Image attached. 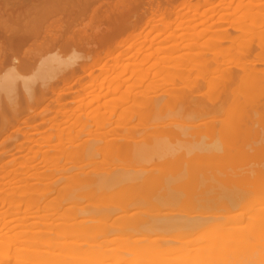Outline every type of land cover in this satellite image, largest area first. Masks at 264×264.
<instances>
[{
	"label": "bare ground",
	"instance_id": "6f19581e",
	"mask_svg": "<svg viewBox=\"0 0 264 264\" xmlns=\"http://www.w3.org/2000/svg\"><path fill=\"white\" fill-rule=\"evenodd\" d=\"M0 1L3 3L2 0ZM4 1H5L4 5L1 4L0 6V100L2 101L3 97H5L4 99L7 102V104H6V107L3 108L2 107L3 105H1L0 103V124H2V126L7 125V127L8 125L10 126V122L11 123L14 122L13 124H15L16 126L17 124L19 125L20 123L25 125L24 127L18 126V128L16 129H11L9 127L10 130L8 131H9L10 136L8 138L12 139L14 138L13 137L14 135L15 136L16 135H21V136L43 135L46 133V131L40 130L39 128L42 126L44 127V125L49 126L50 122L51 123L54 122L53 125L50 127L49 131L54 130V132L56 131L57 135H60L59 137H62L64 136L62 135L64 133L63 131L68 128L69 132L68 131L67 132L69 135L67 134L66 131H65V134L68 135L67 141L70 140L68 142L72 143L76 138L75 137L73 140V137H71L73 133L72 131L76 129L78 131V127L75 128L76 125L78 126V123H82V121L87 119V122H84L85 124L82 123L84 124L83 128L85 129L84 130L80 129L81 131L79 130L76 133L82 134V132L84 131L85 135L89 133L92 134L94 130L91 131L92 129L90 130L88 128V125L89 127H92L94 125V127H97V130H101L102 125L104 124L108 125L109 123H111V125H113L114 120L112 121V119L115 117L116 114H118V113L115 114L116 108L114 109V111H111V113L109 112L110 115H106L107 113H101L102 106L101 105L99 106V104L102 102L104 98H106V96L112 93L114 94V93L119 92L121 89L120 87H122L120 85L118 87L117 85L118 88H115L116 86H114V84L116 83L114 81H116L118 78L111 81L109 83L110 85L106 87L105 82L108 77L106 78V80L104 77L110 71V69H108L107 67H109L108 65H109L110 59L111 61L113 60L115 61L117 59L116 62L120 60L121 56H119V54H118L119 57L117 56L113 59L112 57L114 56L115 53L117 52L119 53V51L128 42L132 43V48H133V46H135L137 42L141 40L140 38L137 41L135 35L132 37L133 35L132 32L128 35L126 39H123V40L118 39L119 36L126 32H130L133 30L135 31V28H137L138 30L140 28L139 26L143 23L144 24L143 26L145 28H149V27L152 28L151 29L152 31L150 30L148 31L147 34L145 35L143 34L144 36L142 35L143 42L144 41L147 42V39H149L148 35L152 34V32H155L156 30H157L156 32H158L159 26L162 27V25L163 26L166 25L164 26L166 28L167 25H170L171 21L168 22V20H170L168 19L170 18L168 16H170V14L173 12L174 13L177 12V9L180 8L181 5L183 4L185 5V3H187L186 5L191 6V9L200 8L202 4L204 3L208 4V2L210 3L211 0L210 1L209 0H148L150 1V3L147 4L149 6V12L145 8L146 3H148L146 2V0H119L117 2L110 0L112 1V3H108L107 5L103 4V5H100L99 7H96V4L98 5L104 0H41V5H36L33 7L19 8L17 5H15L17 8L20 9L16 11L14 10L16 7L15 8L8 7V6H12L9 3H6L8 0L7 1L4 0ZM250 3L251 5H253V7L259 8L260 12H262L263 10L262 16L259 14L260 18H258V20L253 19L255 22L257 21L258 23L259 21H263L258 24L262 26V24L264 23V3L263 4L259 3L260 5L257 4L259 6H256V4H253L254 2L253 3L250 2ZM239 5H241L240 7L242 8L244 7L243 3ZM184 8L185 7H183L182 10H184ZM260 8L261 9L263 8V9L261 10ZM191 9H189V11ZM179 11L181 10L179 9ZM229 19L230 18H228L227 21H229ZM220 20L223 21L222 18H220ZM220 20L219 22H221ZM252 23L254 24V22ZM252 23L250 24L252 25ZM231 24L232 26H235V24H233L232 22ZM171 26L172 25L168 27L171 28ZM241 27L242 25L239 26L238 29L241 30ZM228 28L227 29L225 28L226 30H222V31L223 32L227 31V33L230 36L226 34L225 32L226 37L224 36L223 38L222 36V38H219L220 40L217 39L219 36L216 37L217 40L214 39V41L216 40L217 42H215L214 44L212 56L209 57L208 55L209 58L208 57L204 58L206 60L203 59L205 62H203L202 64L204 63L206 64V65L205 64L203 65V66H206L204 67L206 69H203V70H207L205 72L207 74L204 73L207 76L200 75L199 77H197L198 76L197 75L195 76L197 78L194 77L195 78L194 80H188L187 82V79L189 78L183 76L184 72H182L183 74L182 73L177 74L179 76H174V74H172L173 75V77L171 76L172 81H170V79L168 80L170 81V83L173 82L171 84L172 86L169 84V82L167 84V80L162 79L161 83L157 82V84L160 83L159 84L160 87L162 85L161 88H164L165 86L167 87L169 85L171 87H174L173 84L176 82L179 83L178 84L179 86L182 85L183 87L180 88L176 84L180 89H178V87H176L175 89L174 87L173 88L174 90H172L171 88L170 90H172V92L171 91L169 92L167 90L169 92L167 93L169 95L170 94L172 95L169 97L167 96V98L169 99L173 97L172 99H169V100H172L174 105L176 104L175 106H178L177 104H181L182 107L184 106L183 108L181 107L182 110L179 109L180 111H183V109L187 106L186 110H184L185 113L179 112V113H184V114H181L182 116L187 115L184 118L187 119V117L189 116L192 119L195 118V119H200L202 121L204 120L205 122L202 124L203 125L202 126L201 122H198V120L194 119L198 124L200 123L202 128L207 127V130L208 128L210 129L214 128V131L216 130L217 133L215 132V134L212 135L207 130L204 132V130L202 131V128H200L198 124L197 126H194V125L193 126L195 129H198L199 131L193 130L192 132L191 130H185L186 125L181 126L184 128H179L180 126L177 124H179L181 121L177 123L179 120H177V118H174V115L171 114L172 115L171 116L170 114L169 115L165 114L167 112L162 113L163 110L165 111L164 109L165 107L162 104L163 108H161L160 107L161 105H160L159 106L160 108L158 109L160 114L158 112L159 115H157V112H155V115L160 117L158 118L160 120H163L161 119L163 114L170 116V118L172 117L176 119V120L174 119L172 120L177 121L176 122L177 124L176 123L173 124V122H171L172 121L171 119H167V120H171L170 122L177 129L175 128L166 129L171 126V123L168 124V127H166L167 124L166 126L165 124H162V123H166V119H164L165 121L163 120V122L159 120L160 122H162L161 123L162 125L160 126V128H163V129L162 130L160 128H157V129L161 131H158L156 129L154 130L155 127L153 129L152 128L148 129V127H145V129H141V128L138 129L133 126L134 128L132 129L126 128L128 130H125L124 132L121 130L118 131L119 132V133L117 132L118 134L109 131L108 134L107 133L104 134V136L106 134L108 135L106 136L107 138L106 137L104 138L105 140L107 139L108 140L107 141L101 140L102 142L104 141V143L106 142V144L103 143V147L102 146H101L102 148L100 147L99 152L103 154L105 153V156L110 154L112 157L118 159L117 161L121 160L124 162L130 161L131 159L134 160L135 158L139 159L142 156L143 158H147L149 156L151 157L154 155V157L158 156L164 159L167 158V160L164 161V164H162L163 162H161L163 166L158 165L160 167L156 170L158 171L160 169L161 171V166H162V172L165 171L166 173H168V172H171V170H174V172H171L173 173V175L171 174L173 177L168 174V179L167 181H165L166 183H164L163 182L165 180L164 178H166L167 175L163 177L161 176V173H162L161 172L159 176L157 174L156 176L154 172H157V171L151 170V168H150V171H148L145 169L146 167L143 166L144 169L139 170L138 168V170H135L136 164H133L135 165L133 167L134 169H129V168L122 169V168L113 167V169L110 171L109 174L103 175L96 180L95 179L88 180V183H86V185L97 187L98 189H101V190L103 189L106 191L108 189L115 190V189H119L120 187L131 186L135 188L134 189L135 191L137 190L138 191L140 190V191L138 194H134L132 196L130 195L129 198H125V197H124L125 199L122 198L123 200L120 198L121 196L120 197L119 195L116 196V194H114L116 197L114 195L113 196L111 195L110 197L105 196L104 201H102L103 199L102 197L100 198L99 202L97 201L96 206H98V203H101V205L102 206L104 205V207L106 208V211L109 209L107 206H110V205L111 206L113 205V207L117 205L118 206V207L116 206L117 208H121L125 211H127L128 208H132L135 206L136 207L143 206V204L152 205L158 208L160 206L167 207V205L170 206L171 204L173 205L176 202H177L176 204H178L179 201L182 202V199L184 197H188L187 199L190 200L189 205L191 206V203H192V207L195 208V211L197 210L196 208L198 209L200 208L205 211V213H203L201 210V212L199 213L200 211L199 209L198 211H196L198 212V214L196 213L197 215H195L194 213L195 211L192 210L194 208H192L190 212L187 210L188 212H186V214L194 213V215H186V214H180V213L178 214L176 213L162 214L161 213V215L156 214L157 216L156 215L155 216L153 215V217L151 216V218L153 219H150V218L147 219L143 217H142L143 219H140L141 215H139L140 218L137 217L136 214H139L137 212L129 216L132 218V216H134L135 214L133 218L137 217L139 220L132 218V221L130 220L129 216L127 217L128 214H125L122 217L124 218L123 220L125 221L127 217L128 219H126V221L130 220L131 222L127 221L126 224H128V222L129 224L122 226L124 230H126L129 233H134V234L136 233L138 234L139 233L141 234L155 233L157 231H160V233H163V232L180 233L183 231L184 233H180L181 237L179 235L180 239L182 238L183 240L184 238H192L197 235L198 237L196 238V240H194L193 242L191 241L189 245L191 243L199 244L201 241H203V239L209 240L210 238H213L214 236L217 237L221 235L220 236L221 238L220 237L217 238V239H220L219 242L210 241L209 243L202 245V246H198L197 244V246L196 245L189 246L182 250L176 249L174 253H176L177 255L178 254L180 255L179 257H175V259L170 257L171 256L170 253L168 252L166 253L167 250L165 247L162 248L165 251L162 250L161 253L157 251L161 249V247L160 248L157 247L158 249L155 248L157 250L150 249L147 247H142L140 248V250H137L134 256L144 259V263L149 262L152 256L159 253L162 256L161 259L159 257L153 262L151 260L153 264H169V262L171 261L176 262V264H179V263H182V264H264V162H262L264 160L261 159L262 157H264V154L263 156L262 155L260 156L261 157L260 163L259 161L256 163L258 166L256 167V165H253L256 162L255 160L254 162L251 161V163H253L252 164L253 166H251L250 169H248L249 167L246 168L248 170L242 169L240 171L238 170V168H236L235 165L233 166L229 164L232 162L235 164V162L232 159V157H235V156H233L232 153H234V155L235 153L239 155L241 154L240 156H238L240 158L241 156L245 157L243 156V154L244 155L248 154V156L249 155L253 156L252 154H254L253 158H251L250 156L251 160L254 159V157H257V155L255 156V154L257 153H253V152L261 151V153H264V147H262L264 146L263 143H262L263 145L254 144V146H252L253 144H249L250 146L249 147V146H246L247 145L246 139L244 140L243 138H241V136H243L244 133L246 134L249 133L250 135L251 133H254L253 131H255L254 135H256L257 130L259 131V129L258 128L256 129V127H259V126H262L263 127L262 131H264V32H263L264 29L263 31H258L259 33L260 32L262 33L254 35L256 38L254 39L251 38V40L250 39L247 41L243 40L240 42L239 40L240 36L238 35L239 37L238 36L236 37V35L234 36L231 35L232 33L228 32L231 26L229 29ZM254 28L252 29L254 30ZM236 29H233V30H236ZM252 29L250 31H252ZM161 30L163 32L166 29L165 30L160 29V33H162ZM248 31L249 30L246 31V28H245L244 30L245 37H243L244 39H246V37L248 36L246 35L247 34L246 32ZM236 32H238V30ZM160 33L156 35L157 38L155 39H158V37L161 36ZM220 35H223V34H220ZM137 38H138V34H137ZM146 42H144V44ZM226 42L228 43V46H224V44H227ZM211 44H213V42ZM111 46H114L115 48L113 50H110ZM93 48L99 51L96 53V56H97L96 58L92 57ZM210 51L212 50L210 49ZM215 52H218L219 54L214 55ZM64 54L69 55V56L64 57ZM205 54L206 53H204L203 55L201 54L202 58L204 56H207ZM224 54H229L230 57H232L231 55L235 56L234 58L232 57L236 61L235 63H233V66H231V63L234 60H230V57L224 56ZM194 55H195L194 59H196V54L194 53ZM216 55H218V57L221 55L222 58H226L225 61L228 58L229 59L226 62L225 61L221 62L222 60L220 58L221 56L219 57L220 58L219 59L220 61H219ZM42 58L43 60H41ZM120 61L118 64L115 63L116 65L113 64L115 65L114 66L115 68H113L114 70H111V71L114 72L116 69H118L116 67L121 66L120 63H122L123 61L121 62ZM193 61H196V60H192V62ZM165 64L167 63H164V66ZM202 64H200L201 67H202ZM131 65H129V67ZM129 67H127V69ZM78 68H80L79 70L83 71L84 77L81 80L76 81V78L79 75L78 72H80ZM168 68L167 70H169ZM34 69H37V71H35L36 73L31 76L28 75L29 72H32V70ZM163 69L166 71L165 67ZM193 69L194 67L192 69L190 68L191 71L189 73H194L192 72ZM162 70H160V75H161ZM162 73H165V72L163 71ZM197 73H199V71ZM103 78L105 81H102ZM163 81H165L166 84H164L165 82ZM60 84H63L62 86L63 88L61 90L58 89ZM77 85L81 86L82 89H79V90L77 89L73 91L72 87H76ZM155 87H158V86H154L153 88ZM104 90H107V91L104 93ZM149 90H150L149 93L150 92L152 93L151 91L152 89H149ZM204 90H207L206 93H204ZM127 93H129L130 95V93L132 92L127 91ZM167 93L165 95H167ZM137 94L138 93H135L134 94L135 96L133 95L134 101H135V97ZM54 96L56 98H53ZM69 97H71L72 99H70ZM87 98H89L90 100H87ZM164 98L166 99V97ZM124 99L125 100L127 99V102L124 101L123 104L125 103V105H127L126 103H128V101H130L131 98L129 99V96H127V98H124ZM168 99L166 100L168 101ZM136 100H138V97ZM144 100L145 102H143ZM144 100L142 101L143 103H141L140 105L138 104L139 105L138 111L141 110V112L138 113L137 111L134 110L135 112L140 114L139 116H141L140 117L141 120L142 118H144L143 116H146L144 115V113L147 109L149 108L153 109V111L152 109L151 110L149 109V111L147 110L148 112L155 111L154 110L155 106L153 107V105H155L156 102L153 103L154 101L153 98L152 99L150 98L149 100H146L145 98ZM119 101H122V99ZM117 103L115 105H117ZM164 103L166 107L169 105V102H164ZM95 104L96 105L98 104L97 105L98 108L94 107V109H97V110L92 111L95 113L92 114L90 112L89 113L90 115L82 114L83 112L79 113L81 112L80 111L81 109L83 111L84 109L87 110L86 108L88 107L91 108ZM44 105L46 106V108L44 110L39 111L40 108ZM72 105L74 106L77 105V107L76 106L74 107ZM122 107L123 106H121V108ZM136 107L138 106L136 105ZM170 107L168 106V108ZM8 111L11 114L10 117L7 115ZM30 112L33 114V116L31 118H26L28 113ZM54 112L56 113V116L54 118L43 121L40 124H35L37 118H42L45 114L54 113ZM129 114H130V111L123 107V112H121V114H118V115L125 118L126 116H129ZM155 115H153L154 118H152L151 122L153 121V119L154 120L156 119L155 117L157 116ZM223 115H224V118L222 119ZM45 116H48V115H45ZM182 116H178V118ZM164 117L166 118V116ZM218 117H221L222 120L217 119ZM57 118H58V121H57ZM74 118L75 120L77 118V120L72 124L71 121ZM149 118H147L148 121H149ZM120 120L118 121V118H117L118 122H121ZM30 121H32V123ZM156 121L158 120L156 119L154 122ZM70 122H71L70 126L65 127V129L64 128L61 129L63 125L65 124L67 125ZM151 122L149 121V123ZM192 122L194 124V121ZM167 123L169 122L167 121ZM124 125L126 124L124 123ZM163 125L166 128L162 127ZM73 127H74V130L72 129ZM189 127L194 129L191 125ZM4 128L6 129V127ZM146 128L148 129V131L150 130L151 131L154 130V131L152 132L150 131V133L147 134L145 131ZM85 130L87 132L89 130V132L87 133ZM5 132H7V130ZM212 133H213V130H212ZM261 133L262 132H260V134ZM218 134L220 138L222 139V141L219 139ZM216 135L219 140L216 139V142H215L214 140H215ZM248 136H246V138ZM251 136L248 138L251 139ZM261 136H259V138ZM212 137L214 138V140H211L213 139ZM206 138H211L210 139L211 141ZM227 139L232 140L231 141L232 143H228L230 141L227 142L226 141ZM241 139H243L245 143H242L244 141ZM77 140H78V137H77ZM99 142L100 141H98V143ZM34 143H35L34 145H36L37 141H35ZM94 144L95 143H91L92 146H94ZM34 145H32L33 147L31 146V148L34 149ZM256 145L258 148H255ZM248 148H250V150ZM259 148H261V150ZM248 150H249V153H246V151ZM250 151H252V153H250ZM18 153L19 152H17L16 154ZM38 153H36V155ZM38 155L40 156V154ZM106 157H109V156H106ZM172 157H174V160ZM36 158L37 157H35L34 159L32 157L31 159L36 160ZM257 158H259V155ZM136 159L134 161H136ZM228 159L232 160V162H229ZM244 159H246V157ZM34 160L32 162H34ZM141 160L142 159H140L139 161L141 162ZM240 160L237 159V162L238 161L240 162ZM247 161H248L247 163L250 162L249 160ZM37 163H40V162H37ZM27 164L29 165V163H26V166ZM145 164H148V163H145ZM249 164L248 165L246 164V165L249 166ZM32 165L30 163V167ZM34 165L31 167V170L38 164H36L35 166ZM22 167H25V165ZM239 168L241 169V167ZM165 172L163 174H165ZM43 173L45 174L46 171L45 172L42 171L40 172V174L38 172V174L36 175H43ZM169 176L172 178V180L169 179ZM7 177L8 176H6L5 178ZM14 177H16V174ZM156 187L157 189H160V190L162 189L164 191V192H161L157 196V198L155 197L154 194L155 193L157 194L160 191L159 190L157 191ZM153 188H154V193H153L154 196L152 195V193H150V189L152 192ZM146 189L149 191V193H147L148 191H145L143 193V190H146ZM106 197L108 199H106ZM112 197L114 198L112 199ZM114 199L117 201L114 202ZM218 201L220 202L218 206H220L221 204V207H218L216 205ZM244 204H246V206H243L242 208L241 206ZM211 206H214L212 207V210L213 211L216 210V211L211 212L209 210L211 213L207 212L208 211L207 209H210ZM258 206L259 207L261 206L260 207L261 209L256 210ZM14 208L18 210V208H20V205L14 204ZM204 208H206L207 211ZM73 209L75 210L74 207H69V208H66L65 210L71 211ZM15 212L14 214H16ZM252 212H255V214H253ZM67 213L68 212H66V214ZM249 213H252V216L253 215L255 216L253 217L251 215L249 216ZM103 214H106V216L108 214L111 215V213L107 214V212H104L101 215ZM247 214L249 216L248 217L249 219L252 217V220L251 222H249V225L245 224V227H242L238 223H240L241 221H245L246 219L249 221V219L246 218ZM147 215L149 216V214ZM30 218H27V219H30ZM122 218H120V220ZM215 221H217V223L218 221L220 222L227 221L226 223H229L228 224L229 226L226 225V227L222 228L221 226H218L217 224V227H215L214 226V224L216 223ZM86 222L88 223L87 220L81 221L80 224L75 225L76 229H78V227L82 228V224ZM71 231L72 230H70V232ZM55 234H58V233H55ZM183 234H184V237L182 236ZM67 235L68 234H66V236ZM16 237L18 238L19 236H16ZM16 237L13 239H17ZM59 237H63V235L62 236L59 235ZM22 238H25V237L20 238V242L24 240L22 241L23 248H24V244H27L25 245L26 248L29 245L28 250H30L31 248L32 250L28 251L27 249H25L26 252H23L21 250L23 248L20 247V255H17V256L19 257L21 255H24L25 258L26 257L27 258L24 259V256L22 257V259L18 257L16 258V254H14V251H16L15 253L17 254L19 253V251H17L19 250V248H16V247H15L16 250L13 251L14 257L11 256L10 254L11 250H13L14 248L13 244H12V247H10L11 246L10 243L14 242L13 240H11L8 244L11 249H9L8 247V249L6 248L8 252H6L5 249L4 250L2 249V251H0V254H1L0 256L3 255L2 258L0 259L1 263L3 262L6 264L8 262L7 264H9L12 258L13 261L16 259L17 263L16 261H14L16 264H20L18 262H21L22 264H31V263L38 264L40 262L41 264H69V263H72V260H71L72 256L70 258H67L70 255L69 254L70 251L73 248H74L73 250H75L76 248L78 250L79 249L82 250L81 247L88 245V244H83V243L80 244L76 242L67 243L66 245L68 247L66 246V248H70V249H69V253H67L69 255L66 256L64 254V251L66 250L68 251V249H65V250L63 249L65 244L63 246V244L60 243V245L63 246L61 247L58 243H55L53 239H48V238H46V240L43 239L45 241L41 239L38 241L40 244L37 243L38 244L37 245L36 242H34V240H36L37 237L31 238L32 241L31 239L25 240ZM17 240L16 242H14L16 243L15 246L16 245L20 246L21 243H18L19 239ZM51 240L53 243L51 242ZM63 240H64V237H63ZM210 240H213V239H210ZM27 241H30L29 244ZM155 241H158V240H155ZM176 241L177 243H179L178 240ZM41 242H42V246L44 247V249L48 247L47 245L50 246L51 244H53L54 246L51 245L49 248L53 249L57 247L58 249L63 251V252L61 251V253L63 254L57 255L55 254V252L54 253L52 252L51 254L47 252L44 253V251L41 252L39 250L43 248L41 246ZM163 242L167 243L169 241L165 239L163 240ZM30 243L35 248H33L30 245ZM33 249H38L40 252H37L38 250L33 251ZM112 251L113 253L119 252V250L118 251L109 250L108 252L110 253ZM81 252L78 253L79 256L76 255L75 257H73V261L75 262V264H78L81 261L80 260L82 259L80 255L82 254ZM90 252L91 250L89 252L87 251L83 252V254L85 253L84 260H86L85 262L86 264H104L106 263L104 262L105 259L107 260V258L109 257L105 255L107 257L104 256L105 258L103 257L100 260L89 261L87 259V255L88 254L90 255ZM46 253L47 255H45ZM31 254L34 255L35 258L37 257V255L38 257L41 256L39 257L41 260L38 261L39 258L32 259V262H31L30 259L33 257V256L31 257ZM48 254H50V256ZM46 256L47 258L48 257L49 258L46 259L45 258ZM113 256H116V255H113ZM9 257L11 258L9 259V261L6 262V259L8 260ZM50 257H52L53 259H50ZM2 259H5V260H2ZM134 259H131L130 261L125 258L124 261L121 260L122 262L120 263L123 264V262L129 261L128 262L129 264H140V260H137V259L134 260ZM34 260H35V263H34ZM36 260L38 262H36ZM67 261H69V263H67ZM80 263L82 264V262Z\"/></svg>",
	"mask_w": 264,
	"mask_h": 264
},
{
	"label": "rangeland",
	"instance_id": "374dc122",
	"mask_svg": "<svg viewBox=\"0 0 264 264\" xmlns=\"http://www.w3.org/2000/svg\"><path fill=\"white\" fill-rule=\"evenodd\" d=\"M2 1H3V3L0 1V6H1V4L4 5L5 1L4 0H2ZM8 1L6 3H9L12 6H8V5L7 6L8 7H14V8L16 7L15 5H17L19 8H22V7L26 8V7H33L36 5H41V0H8ZM112 1L117 2L119 0H112ZM112 1L104 0L100 4H98V5L96 4V7H99L100 5H103V4L107 5L108 3H112ZM146 2H148V3H146L145 8L149 12V6L147 4H149L150 1L146 0ZM250 2H252V3L254 2L253 4H256V6H259L260 5L259 3L263 4L264 0H211L210 3L208 2V4H206V3L202 4V6L200 8H192V9H191V6L186 5L187 3H185V5L183 4L180 6V8L177 9V12H175L176 14L174 12L173 13L170 12L171 14H170V16H168L170 18L167 17L168 19H170V20H168V22H170V21L172 22V23L170 22V25H172L171 28H169L170 25H167L166 28L164 27L166 25H164V26L162 25V27L159 26L158 32H156L157 30L156 31L153 30L155 32H152V34H150L151 36L148 35L149 39H147V42L144 41V42H146L145 44L142 40V37L145 34H147L148 31H150L152 28L151 27L145 28L143 26L144 25L143 23L141 25L139 24L140 28L138 30H137V28H135V31L133 30V31L126 32V33H123L122 35H120L118 39L123 40V39H126L128 37V35L132 32V34H133L132 37L135 35L137 41L141 38L143 43L141 42V40L138 42L136 41L137 44L138 43L139 44L138 45L136 44L132 48V43L128 42L119 51V53L118 52L115 53L114 56L112 57V59L117 57L119 54V56H121L120 60L123 62L120 63L122 67L121 66L116 67L118 69H116L114 72L111 70H114L113 68H115L114 67L116 65L115 63L118 64L120 60H118V62H116V60H117L116 59L115 61L113 60L114 61L113 62L110 59V61H109V65H108L109 67H107V68L110 69L109 72L111 74L108 72L109 76L107 74L104 77L105 80L108 77L106 82H105V85H106V87H108L110 85L109 83L111 81L118 78L116 81H114L116 83L115 84L113 83V84H114V86H116L115 88H118L119 85L122 87H120L121 88L120 91L118 90L119 92L114 93V94L113 93L109 94L108 96H106V98H104L102 100V102L100 104L98 103L99 106L100 105L102 106L101 107V113H107L106 115H110L111 111H114V109L116 108L115 114L116 113L121 114V112H123V107L130 111L129 116H126L125 118L118 115V114H116V115L114 114L115 117L112 119V121L114 120V123L112 122L113 125H111V123H109L110 125L108 123H106L108 125L104 124L105 127H104V125H102L101 130H97V127H94V125L93 126L91 125L92 127H89V125H88V128L90 130L92 129L91 131L94 130L92 132V134L91 133L87 134L89 132V130H88V132L85 130L87 132L86 134L88 136L85 135L84 131L82 132V134L76 133L80 129H82V130L85 129V128H83L84 124H85L84 122H87V119H85L84 121H82V123H84V124L78 123V126L77 125L75 126V128L78 127V131H77V129L74 130V127L72 128L75 132L72 131L73 133H72L71 137H73V140L75 137L76 138L73 141L74 143L73 142L69 143L68 141H70V140L67 141V139H68L67 136L69 135L68 134V132H69L68 128L63 131L64 133L61 131L63 133V134L62 133L61 134L64 135L62 137H59L60 135H57L56 131L54 132V130L49 131L50 127L53 125L54 122H52V123L50 122L49 126L44 125V127L42 126L39 128L40 130L46 131V133L43 135H33V136H21V135L15 136L14 135L13 136L14 138H12V139L8 138L10 136L8 130H10V128L16 129V128H18V126L24 127L25 125L20 123L19 125L17 124V126H16L15 124H13L14 122H12V123L10 122V126L8 125V127H7V125L2 126V124H0V131L3 134L2 135L0 133V174H1L0 175V202H2V203H0V221H1L0 222V251H2V249L3 250L5 249V251L8 252L7 249L9 247V245H8L9 242L11 240L16 242V240L19 239L18 243H21V245L19 244L20 246H18V245L15 246L16 243H14V242L10 243L11 244L10 247H12V244H13L14 248H13V250H11V253L9 252L12 257H14V254H16V258H17L18 257L17 255H20V247L23 248L22 241H24V240H22L20 242V238L25 237L22 239L30 240L33 237H35V238L37 237L38 240L33 239L34 242H36V244L39 243L38 242L39 240H41V239L46 240V238L53 239L55 241V243H58L59 245H60V243L63 244V246L65 244L63 249L64 250L68 249V251L67 250H66L67 252L64 251V254L66 256H68L70 254L69 257H67V258H70L72 256L71 257L72 263L74 262L73 257L78 255V253H80L82 250H83L81 252L82 254L84 251L89 252L91 250L90 255L89 254L87 255V259L89 261L100 260L105 255H107L109 257L107 258V260L105 259L104 262H106V263H104V264H121L120 263V262H122L121 260L124 261L125 258L127 260H130V261H131V259L135 258L137 260H140V264H143L144 259L134 256L136 254L137 250H140V248H142V247H147L150 249H155L157 247H159V248L161 247V249H159V250H157L158 248L155 249V250L159 251L160 253L163 250L162 248L165 247L167 250L166 253L167 252L170 253L171 254L170 257L175 259V257H179V255H180V254L177 255L176 253H174L176 249L182 250V249L189 247V246H195V245L197 246L198 243H196V244L191 243L189 245V243L191 241L193 242L194 240H196V238L198 237L197 235L192 237V238H184V240L182 238H181L182 240L180 239V237H181L180 233H184L183 231L180 233H177V232H175V233H170V232L169 233H167V232L160 233V231H157L155 233H144V234L136 233V234H134V233H129L122 228L123 225L124 226L128 225L129 222H128V224H126L127 221H130V220L132 221V218L135 216V214H134V216H132V218H131L129 215H133V213H137V212L139 214H136V216L139 217V215H141V218L139 217L140 219H143V218L153 219V218H151V216L153 217V215L155 216L156 214L161 215V213L162 214H167V213L186 214V212H188V211L190 212V210L192 208H194V207H192V203H191V206L189 205L190 200L187 199L188 197H184L182 199V202L179 201L178 204H176L177 202L174 203L175 204V205L173 204L174 206L171 204L170 206L167 205V207L166 206H163V207L160 206L157 208V207L152 206V205H147V204L144 205L143 204V206H139V207L135 206L132 208H128L129 211L128 210L125 211L121 208H117L118 207L117 205H115L114 207H113V205L112 206L110 205V206H107L109 209L106 211V208L104 207V205L102 206L101 203H98V206H96L97 201L99 202L100 198L103 197L102 201H104L105 196L110 197L111 195L113 196L114 194H116V196L119 195V197L121 196L120 197L121 199L124 197L129 198L130 195L132 196L134 194H138L140 190L139 191L137 190L138 191L137 192L134 190L135 188H133L131 186H126V187L124 186V187H120L119 189H115L116 191L113 189L112 190L108 189L106 191L103 189L102 190L98 189L97 187L88 186V185H86V183H88V180H91V179L96 180L103 175L109 174L110 171L113 169V167L114 168H122V169H126V168L127 169L128 168L134 169L133 167L135 165H133V164H136L135 170H138V168H139V170L144 169V167H146L145 169L150 171V168H151V170L158 169L160 167L158 165L164 164V161L167 160V158L164 159V158H161L158 156H155L156 157L155 158L154 155L151 157L149 156L147 158H143V156H142L139 159L135 158L136 161H134L135 159L134 160L131 159L130 161H126V162L121 161V160L117 161L118 159L112 157L110 154L106 155L109 157H106L105 153L103 154V153L99 152V149L101 146L103 147V143H104V141L102 142L101 140H105L104 138L106 136H108L107 134L109 133V131L118 134L119 133L118 131H120V130L124 132L125 130L132 129L134 127L138 128V129H140V128L145 129V127H148V129L149 128L153 129L155 127L154 130L156 129L158 131H161L163 129V128H160V126L162 124H165V126L167 124L166 127H168V124H170L171 122H173V124H175L177 121H174V120H176L174 118H177V120H179L177 123H179L181 121L179 124L176 123L177 125L180 126L179 128H184L181 126L186 125L187 128L185 127V130H191L192 132H193V130L199 131L198 129L194 128V126H197V124H198L195 120H198V122H201V125L205 121L204 120L202 121L200 119H195V118H194L195 119L194 120V119L190 118L189 116L187 117V119L184 118L187 115L182 116L181 114L185 113L184 110H186L187 106L183 109V111H180L179 109L182 110V108L184 106L182 107L181 104H177L178 106H175L176 104L174 105L173 101L169 100V99H172L173 97L169 98V99L167 98V96L168 97L172 96L171 94L169 95L168 93L170 91L172 92V90H174L173 89L174 87L176 89V87L179 86L178 85L179 83L176 82L173 84L174 87H171L172 86L171 84L173 83V82L170 83V81H172L171 76L173 77L172 74H174V76H179L177 74L184 72L183 76L189 78V79H187V82H188V80H194L195 78L199 77L200 75L207 76V75H205V74H207V73H205L207 70H203V69H206V68H204L206 66H203L205 63L202 64L203 62H205L204 60H206L204 58H207L208 55H209V57L212 56L214 44H215V42H217L216 40L217 39L220 40L219 38H222V36H223V38H224V36L226 37V34H228L227 31H225L226 32V34H225V32H223L222 30H226L228 27L230 28V26H231V28L230 29L228 28L229 29L228 32L232 33L231 35H233V36L236 35V37L239 35L240 37L239 36L238 37H239L240 42L243 40L244 41H247L249 39L251 40V38L254 39V38H256L254 35L262 33V32L259 33L258 31H263V29H264L263 24L264 23L262 24V26L258 25V24L263 22V21H259V23H258L257 21L255 22L253 19L258 20V18H260L259 14L262 16V12H263L262 9L263 8L262 9L260 8L262 10V12H260L259 8L253 7V5H251ZM242 3L244 6L243 8L240 7L241 5H239ZM257 4H259V5H257ZM182 6L185 7L184 10H182L183 9ZM19 8L16 7L14 10L15 11L20 10ZM179 9L181 11H179ZM189 9H191V10L189 11ZM180 12H182V13H180ZM167 15H169V14H167ZM171 15L174 17H172ZM220 18H222L223 21H221ZM228 18H230L229 21H227ZM219 20L222 23L219 22ZM224 21H226V22H224ZM223 22H224V24H223ZM231 22L233 24H235V26H232ZM252 22H254V24ZM250 23H252V25ZM241 25H242V27L240 30V29H238V27ZM248 26H249V28H248ZM256 26H257V28L259 27L258 30H257ZM236 27H237V29H236ZM243 27L246 28V31L249 30L248 32H246L247 33L246 35H248L246 37V39L243 38V37H245L244 36L245 35V33H244L245 28H243ZM252 28H254V30ZM160 29H163V30L166 29L167 31L165 30L162 32V30H161L162 33H160ZM233 29H236V30H233ZM251 29H252V31H250ZM237 30H238V32H236ZM140 33H142V34H140ZM158 33H160L161 36H159L158 39H155V38H157L156 35H158ZM219 33L223 34V35H220ZM137 34H138V38H137ZM250 34H252L254 37ZM216 37H218V38L216 39ZM248 37H250V38H248ZM214 39H216V40L214 41ZM212 42H213V44H211ZM114 46H111L112 48L110 47V50H113L115 48ZM224 46H228V43L224 44ZM209 48L212 51H210ZM92 52H93L92 57L96 58L97 57L96 53L99 51L97 49L93 48ZM194 53L196 54V59H194L195 58ZM204 53H206L205 55H207V56H204L202 58V55ZM215 54H219V53L215 52L214 55ZM69 55L64 54V57H66V56L68 57ZM224 56H229V54H224ZM231 56L233 58L235 57L233 55H231ZM216 57L218 58V60L221 58L222 59L221 62H224L226 59V58H222V56L219 58L218 55H216ZM232 57H230V60H234V61H232L231 66H233V63L236 62L235 59H233ZM43 58L41 60H43ZM191 58H193V59H191ZM192 60H196L197 62L196 61L192 62ZM164 63H167V64H165V66H164ZM113 64H115V65H113ZM200 64H202V67ZM129 65H131V66L129 67ZM126 66L129 68L127 69ZM163 66L165 67L166 71L163 69L164 68ZM180 66H182V67H180ZM192 66L194 67V69H193L194 71L192 70V72H194V73H189L191 71L190 68L191 69L193 68ZM166 67L167 68L169 67L168 68L169 70H167ZM79 69L80 68H78V70ZM160 70H162V72L164 71L165 73L161 72V75H160ZM179 70H180V72H179ZM35 71H37V69L32 70V72H29L28 75L31 76V75L35 74L36 73ZM79 71L80 72H78L79 75L77 76L76 81L81 80L84 77L83 71L82 70H79ZM198 71L200 74L197 73ZM182 74H181V76H182ZM195 76H197V77H195ZM104 78L102 81H105ZM162 79L167 80V84L169 82V84L171 86L169 85L167 87L166 86L164 87V85H163L164 88H161L162 85L160 87L159 84L162 82ZM169 79H170V81H168ZM157 82H160V83L157 84ZM163 82H165V81H163ZM164 84H166V82ZM117 85H118V87H117ZM153 85L158 86L159 88L158 87L153 88L154 87ZM62 86H63V84H60L58 89L61 90L63 88ZM179 87L181 88L183 86L181 85ZM179 87H178V89H180ZM72 88H73L72 89L73 91H75L77 89L78 90L82 89L81 86H79V85H77L76 87H72ZM171 88H172V90H170ZM149 89H152L151 90L152 93L151 92L149 93V91H150ZM106 91L107 90H104V93ZM127 91L132 92V93H130V95H129V93H127ZM206 91L207 90H204V93H206ZM135 93H138L135 97V101L137 104L135 103V101L133 99L135 96L134 95ZM166 93H167V95H165ZM126 95L129 96V99L131 98L130 101H128V103H126L128 106L125 105V103L123 104L124 101L127 102V99L126 100L124 99V98H127ZM71 97H72V95H71ZM71 97H69V98L72 99ZM137 97H138L139 101L136 100ZM139 97H140V99H139ZM164 97H166V99H168V101ZM4 98L5 97H3V99ZM53 98H56V97L54 96ZM145 98H146V100L153 98V100H154L153 103L156 102L155 105H153V107L155 106V108H154L155 111L152 112L153 109L149 108L150 110L152 109V111H150L151 112L150 113V112H148L149 109H147L148 110V111L146 110L147 113H146V111H145V113L143 112L144 115H146V116H143L144 118H142V120H141V118H140L141 116H139L140 114H138L141 112V110L138 111L139 110L138 108H139V105L141 103L145 102V100H144ZM3 99H2V101L4 102V104L1 100H0V103H1V105H3L2 107L4 108V107H6L7 102L5 101V99L4 100ZM121 99H122V101H119ZM87 100H90V99L87 98ZM140 100H141V102H140ZM161 100H163V101H161ZM164 102H169L168 106L169 107L171 106L170 107L171 110H170V108H168V106L166 107V105H164L165 104ZM85 103H87V102H85ZM116 103H117V105H115ZM134 104H135V106H134ZM162 104L165 107L164 108L165 111L162 109L163 110L162 113L167 112L165 114L174 115V118H172V117L170 118V116L163 114L161 119H163V120L166 119V123H162L163 120L158 119L160 117L157 116L160 114L158 109L160 107L163 108ZM97 105L95 104L91 108L88 107L89 109L86 108L87 110L84 109V111L81 109L80 110L81 112H79V113L83 112L82 114L90 115L89 113L91 112L93 114L95 112H92V111L97 110V109H94V107L98 108ZM136 105L138 107H136ZM72 106H74V105H72ZM75 106L77 107V105H75ZM121 106H123V107L121 108ZM129 106H131V107H129ZM172 107L174 108V110ZM177 107H178V109H177ZM45 108H46V106L44 105L40 108L39 111L44 110ZM134 110L137 111L138 113L135 112ZM155 112H157V115H155ZM158 112H159V114H158ZM179 112H184V113H179ZM7 115L10 117L11 114L9 113V111L7 112ZM45 115H48V116H45ZM45 115H44L45 117L44 116L42 117L44 119L37 118L35 124H40L43 121L54 118L56 116V113L55 112L54 113H48ZM153 115L157 116L155 118L158 121L154 122L156 119L155 120L153 119V121L151 122L152 118H154ZM177 115L182 116V117L178 118ZM32 116H33V114L30 112V113H28L26 118H31ZM164 116H166V118ZM120 117H122V118H120ZM117 118H118V121L121 119L120 120L121 122H118ZM147 118H149V121L151 123H149ZM188 118H189V120H188ZM223 118H224V115H223L222 119ZM167 119H171V120L174 119V120L171 121V120H167ZM190 119L192 121H194V124ZM217 119L222 120L221 117H218ZM76 120H77V118H76ZM76 120H75V118L72 119V121H71L72 124ZM123 120H125V121H123ZM159 120L162 122H160ZM57 121H58V118H57ZM138 121H139V123H138ZM167 121L169 123H167ZM30 122L32 123V121H30ZM71 122L67 125L66 124L63 125L61 127V129H63V128L65 129V127L70 126ZM124 123L126 125H124ZM155 123H157V124L159 123V124L157 125ZM189 123H191V124H189ZM173 124L171 123V126L169 128H166L164 125L162 127H165L166 129H170V128L177 129ZM180 124H182V125H180ZM188 125L189 126L191 125L194 129H192ZM201 125H200V123L198 124V126H200V128H202V126H203V125L202 126ZM4 127H6V129ZM88 128H86V129H88ZM126 128H128V129H126ZM157 128H160L161 130H159ZM257 128L259 129V131L257 130L256 135H254L255 131H253L254 133H251L250 135H249V133H247L249 136L246 133H244L243 136H241V138H243L244 140L246 139V142H247L246 146H249V144H253L252 146H254V144H259V145H261L262 143L264 144V131H262L263 127L259 126V127H256V129ZM99 129H100V127H99ZM148 129L146 128V130H145L147 134H149L151 131V130L148 131ZM211 129L213 130V133H212ZM211 129L208 128V130H207V127H203L202 131L204 130V132H205L207 130L210 132V134H212V135L215 134L216 130L214 131V128H211ZM4 130L5 131L7 130V132H5ZM154 130H152V131H154ZM65 131L66 132L68 131L67 132L68 135L65 134ZM34 132H36V131H34ZM260 132H262V133L260 134ZM105 133H107V134L104 136ZM120 133H122V132H120ZM161 134H160V136H161ZM55 135H57V136H55ZM82 135H83V137H82ZM79 136H80V138H79ZM246 136H248V137L251 136V139H249L248 137L246 138ZM259 136H261V137L259 138ZM77 137H78L79 141L77 140ZM218 137L222 141L219 134H218ZM69 139H71V138H69ZM206 139L210 140L211 138H206ZM216 139H218L217 135L215 137V140H214V138L211 140H214L216 142ZM243 139H241V140H243ZM258 139L260 142L258 141ZM89 140H90V142H89ZM97 140L102 142V143H100V142L98 143ZM107 140H105V141H107ZM35 141H37L36 145H34ZM95 141H97V142H95ZM226 141L227 142L230 141L228 143H232L231 142L232 140H230V139L229 140L227 139ZM91 143H95L94 146H92L93 144L91 145ZM242 143H245V141ZM22 144H23V146H22ZM104 144H106V142ZM32 145H34V149L31 148ZM39 145H40V147H39ZM262 147H264V146H262ZM255 148H258L257 145L255 146ZM261 148H259V149L261 150ZM248 149L250 150V148H248ZM249 150L246 151V153H249ZM17 152H19V153L16 154ZM262 152H263V150H262ZM36 153L40 154V156L37 154L39 156V158L36 155ZM250 153H252V151H250ZM253 153H257V154H255V156L257 155V157H258V155H259V158L254 157V159L251 160V158H253L254 154H252L253 156H251V155L248 156V154L244 155L242 153L243 156H245L246 159L250 161L249 162L250 164L247 163L248 161L246 159H244L245 157L241 156V158H240L238 156H240L241 154L239 155L236 153H235V155H234V153H232V155L235 156V157H232L235 164L230 159H228V160H229V162H232V163H229V162L228 163L230 165H233V166L235 165L236 168H238V170H240V171L242 169L245 170L248 167H249L248 169H250L251 166H253V165H256V167H257L258 165L256 163L258 161L260 163L261 159L264 160V157H262V158L260 157L261 155L263 156L264 153H261V151L260 152H253ZM34 156L37 157L38 160H37V158H36V160H34L35 159ZM250 156H251V158H250ZM32 157L34 158L33 159L34 162H32L33 161L31 159ZM111 157L113 160L111 159ZM169 158H171V157H169ZM172 158L174 160V157H172ZM140 159H142L141 162L139 161ZM153 159H155L156 161ZM237 159H239V160L241 159L240 162L239 161L237 162ZM168 160H170V159H168ZM254 160L256 162L254 164L251 163V161L254 162ZM35 161H36V163H35ZM242 161H244V162H242ZM37 162H40V163H37ZM105 162H107V163H105ZM161 162H163V163L161 164ZM262 162H264V161H262ZM26 163H29V165L27 164V166H26ZM30 163H31V165L32 164L34 165V163H35V165L36 164H38V165L37 166L34 165L36 168L34 167L31 170V167L33 165L30 167ZM140 163H141V165H140ZM145 163H148L149 165L145 164ZM246 164L247 165L249 164V166H247ZM24 165H25V167H22ZM147 165H148V167H147ZM238 165H239V167H241V169L238 167ZM156 166H157V168H156ZM162 166H161V171L159 169L158 170L159 172L157 170H156L157 172H154L155 175L156 174L158 176L160 175V173L162 172ZM243 167H245V168H243ZM248 169H246V170H248ZM42 171H44V172L46 171V173L45 174L43 173V175H36V174H38V172L40 174V172H42ZM164 172L161 173V176L164 177L165 175H167L166 178H164L165 180L162 178L164 180L163 182L166 183L165 181H167V179H168V174L170 176H172L173 173H171V172H174V170H171V172H168V173L165 172V174H163ZM15 174H16V177H14ZM148 174H150V173H148ZM6 176H8V177L5 178ZM170 176H169V179L172 180V178ZM157 187H159V186H157ZM157 187H156V189H157ZM158 190L160 192H158L157 194L156 193L154 194L156 198L161 192H164L162 189L161 190L157 189V191ZM145 191H148V190L147 189L143 190V193ZM135 192H137V193H135ZM147 193H149V191ZM150 193H152V195H153L154 188H153L152 192L150 189ZM113 198L114 197H112V199ZM106 199H108V198L106 197ZM115 199H117V198H115ZM115 199H114V202L117 201ZM219 203L220 202L218 201V203H216V205L218 206ZM14 204L15 205L19 204L20 208H18V210H17L16 208H14ZM214 206H211L210 209H207L208 211L206 210V208H204V209L207 212H210V211L212 212L213 211L212 207H214ZM243 206H246V204L242 205L241 207L243 208ZM69 207H74L75 210L74 209L71 211L65 210L66 208H69ZM218 207H221V204ZM260 207L258 206L256 208V210L261 209ZM104 209H105V211H104ZM160 209H162V210H160ZM196 209H197L196 211H198L200 208L199 209L196 208ZM192 210L195 211V208ZM201 210L203 213H205V211L203 209H200L199 213L201 212ZM103 211L107 212V214L111 213V215H109V214L107 216H106V214L101 215L102 213H104ZM196 211L194 212L195 215L198 214V212H196ZM214 211H216V210H214ZM14 212L16 214H14ZM66 212H68V213L66 214ZM144 212H146V213L148 212L147 214H149V216ZM70 213H72V214H70ZM194 213L193 214L187 213L186 215H194ZM252 213L255 214V212H252ZM252 213H249V216L250 215L252 216ZM65 214H66V216H65ZM125 214H128L127 217L128 216L130 217V220H127V221H126V219H128V218L126 217V219H125L126 222L123 220L124 218H122L123 215H125ZM150 214H152V215H150ZM100 215H101V217H100ZM249 216L247 214L246 218H248ZM253 216H255V215H253ZM30 217H32V218H30ZM137 217H135L133 219L139 220ZM252 217L250 219L248 218L249 221L246 218H244V219H246L245 220L246 222L241 221L243 223L240 222L238 224L241 225L242 227H245V224L249 225V222H251ZM27 218H30V219H27ZM108 218H109V220H108ZM120 218H122V219L120 220ZM85 220H87L88 223L86 222V223L82 224V228L78 227V229H76L75 225H78L81 223V221H85ZM133 221H135V220H133ZM215 222H214L215 227H217V224H218V226H221L223 228L229 224V223H226L227 221L226 222L225 221H223V222L218 221V223H217V221H215ZM74 227H75V229H74ZM63 229H64V231H63ZM73 229H74V231H73ZM70 230H72V231L70 232ZM55 233H58V234H55ZM61 233H63V234H61ZM21 234H23V235H21ZM66 234H68L67 236L70 235L69 236L70 238L67 237ZM59 235L60 236L63 235L64 240H63V237H59ZM179 235H180V237H179ZM218 235H220V234H218ZM16 236H19L20 238L19 237L17 238ZM182 236L184 237V234ZM220 236H217V237L214 236L213 238H210L213 240L203 239V241H201L198 244V246L205 245V244L209 243L210 241H218L219 242L220 239H217V238H219ZM15 237L17 239H13ZM59 238H61V239H59ZM202 238H204V237H202ZM165 239H167L169 242H167V243L163 242V240H165ZM45 240H43V241H45ZM155 240H158V241H155ZM174 240L175 241L178 240L179 243H177V241L175 242ZM31 241H32V239H31ZM27 242L29 244L30 241H27ZM51 242H52V240H51ZM75 242L80 243V244H82V243L88 244V245H86L87 247L86 246L81 247L82 250L81 249L78 250L77 248H76L77 250L76 249L73 250L74 249L73 248L69 253L70 248H66V246H67L66 244L67 243H75ZM36 244H35V246H36ZM25 245H27V244H24V248L21 249L23 252H26L25 249H27V250L29 249L28 248L29 245L27 246V248ZM30 245L32 246L31 243H30ZM51 245H53V244H51ZM41 246H42V242H41ZM47 246H46L47 248H45V249L42 246L43 248L39 249V250L41 252L44 251V253L47 252V253L51 254L52 252L53 253L55 252V254H57V255L63 254V253H61L62 250L58 249L57 247L53 248L55 250L54 251L53 249L49 248L50 247L49 245H47ZM63 246H61V247H63ZM10 247H9V249H11ZM15 247L19 248V250H17V251H19L18 254L15 253L16 251H14V250H16ZM40 247H38V248H40ZM33 248H35V247H33ZM36 248H37V246H36ZM31 250H32V248L28 251H31ZM37 250L38 249H33V251H37ZM39 250L37 252H40ZM109 250H114V251L119 250V252L113 253V251H112L109 253L108 252ZM13 251H14V254H13ZM163 251H165V250H163ZM47 253L45 255H47ZM67 253H69V254H67ZM50 254H48V255L50 256ZM82 254H80L82 257V259H80L81 260L80 262H82V264H86L85 263L86 260H84V254L85 253L83 254V256H82ZM26 255H27V253H26ZM113 255H116V256H113ZM2 256H0V259L2 258ZM23 256L24 255H21L18 258L22 259ZM107 256H105V257H107ZM167 256H168V254H167ZM31 257L32 258L30 260L32 262V259H38L41 256L38 257V255H37V257L35 258V256L31 254ZM43 257H44V255H43ZM159 257L161 259V257H162L161 254H159V253L155 254L154 256H152V258L150 259L149 262H146L144 264H151L153 261H155ZM10 258L11 257H9L8 260L6 259V262L9 261ZM26 258L24 256V259H26ZM45 258L48 259L49 257L47 258V256H46ZM50 259H53V258L50 257ZM2 260H5V259H2ZM40 260L41 259L39 258L38 261H40ZM151 260H152V262H151ZM14 261H16V259ZM14 261L11 258V261L9 262V264L10 263L14 264L15 263ZM38 261L36 260V262H38ZM80 262L79 263L77 262V263L81 264ZM128 262L129 261L123 262V264H129ZM2 263L0 261V264H2ZM16 263H17V261H16ZM18 263L22 264L21 262H18ZM34 263H35V260H34ZM67 263H69V261H67ZM72 263H69V264H72ZM173 263L176 264V262H174V261L169 262V264H173ZM3 264H5V263H3ZM31 264H33V263H31ZM38 264H41V262ZM73 264H75V262ZM179 264H182V263H179Z\"/></svg>",
	"mask_w": 264,
	"mask_h": 264
}]
</instances>
